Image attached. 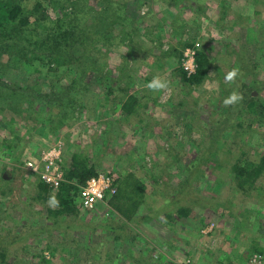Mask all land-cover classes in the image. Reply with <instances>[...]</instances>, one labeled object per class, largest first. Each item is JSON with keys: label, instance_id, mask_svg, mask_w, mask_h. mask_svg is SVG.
<instances>
[{"label": "rangeland", "instance_id": "374dc122", "mask_svg": "<svg viewBox=\"0 0 264 264\" xmlns=\"http://www.w3.org/2000/svg\"><path fill=\"white\" fill-rule=\"evenodd\" d=\"M75 1L88 4L80 8L82 16L86 7H103L101 0ZM113 1L127 3L140 36L132 43L115 25L108 43L88 39L87 50H97L86 56V73L74 63L58 70L25 53L0 56V251H8V264H264L252 251L254 241L264 247V174L251 190L242 182L247 175L239 178L234 169L241 159L259 163L264 157V124L249 126L242 101L223 103L233 91L243 100L253 95L264 101V0ZM69 7L65 14L51 10L43 26L51 31L55 20L74 19ZM70 22L63 21V31ZM102 24L98 33L105 35ZM32 29L46 33L38 25ZM242 44L238 59L235 47ZM202 49L212 59L208 79L188 87L182 81L188 52L197 69ZM233 68L239 79L228 82ZM79 72L80 83H72ZM156 76L169 88L148 90ZM56 81L79 92L78 108L29 116L27 95L51 92ZM130 96L137 105L130 103L127 115L123 105ZM61 114L66 120L58 119ZM14 134L20 141L8 148ZM51 150L61 154L65 172L79 154L98 174L119 182L133 176L131 185L141 188L128 202L142 200L133 219L115 216L108 203L87 210L79 196L75 206L52 204V189L39 199L40 177L25 163ZM130 249L138 261L124 256Z\"/></svg>", "mask_w": 264, "mask_h": 264}, {"label": "trees", "instance_id": "16d2710c", "mask_svg": "<svg viewBox=\"0 0 264 264\" xmlns=\"http://www.w3.org/2000/svg\"><path fill=\"white\" fill-rule=\"evenodd\" d=\"M174 2L178 1L174 0ZM99 4L103 5L99 11H96V9L87 10L86 7L82 16L80 8H83L88 4L78 3L77 1L73 2V0H0V56L15 53L21 55L22 53H25L28 58L30 56L33 59H37L44 65L51 67L54 64H57L55 65V68L58 70L62 67V64L68 63L72 65L74 63V65H80L78 71L86 73L90 67L89 63L86 64L85 62V59L87 58L86 56H89L90 51L97 50L92 48L89 51V47L87 50V45L84 46V43L88 39L92 40V42H97L100 45L103 43L106 44L111 40L112 33L117 31L116 28L118 25L121 26L120 36L130 39V42L132 43H137L136 37L140 36L141 33L140 26H136V20L132 19L129 12L126 11L127 3L118 4L113 0H101L99 1ZM222 4L225 16H228V14L231 15L229 11V2L226 1ZM68 6L72 9V15L76 14L74 19L66 16V19L55 20L57 25L51 31L47 26H43L44 23L46 24V21L49 20L51 10L53 12L60 11L65 14L67 13L66 8H68ZM63 21H71L65 31H63ZM104 22L107 23L108 28L105 35H100L98 33L99 26L103 25L102 23ZM34 25H38V27L45 29L46 33L44 32L42 35L38 30H30ZM115 25H117L116 28ZM79 42L82 43L83 50H77L78 52L76 53L74 48ZM243 48V44L242 46L235 47L238 59L242 56ZM64 55H67V58L62 59L61 57ZM245 60L246 59L244 58L242 62H245ZM196 63L197 69L195 73L189 74L187 71L182 70V81L189 83H186L188 87H198L208 79L207 76H209L208 72L212 63L208 49H202L199 51ZM246 63V67L250 68L251 64L247 61ZM80 72L74 76L72 83H80L82 78ZM41 78H43V76ZM61 84L63 83H58L57 81L54 82L51 87V92L44 91L29 95H27V93L24 94V96L27 95V104H29L30 107L29 116L34 115L40 116L41 118V115H45L44 111L48 112L49 110L52 113L51 115H53L55 112L62 110L65 106L70 107L72 110L77 109V103L78 101L80 102V98H77L79 92H72V89L68 86L69 84L60 88ZM255 85L258 86V84ZM65 87L67 89L66 92L64 90ZM252 88H254V86H252L251 89ZM59 89L61 92L56 93ZM231 90L232 89H229V91ZM241 91L243 90H240V92ZM31 100H33L34 103L37 102L36 108L35 105L33 106ZM260 100V98L250 95L249 98H245L240 103L242 105L241 116H251L252 123L249 126H252L255 123L264 124V101L261 102ZM135 101V96H130L125 101L123 106H125V109H128V112L125 111L127 115L132 109V106L131 109H129V104L131 103L135 107V105H137ZM138 105L140 106V104ZM33 107L35 111L30 112ZM64 112L66 111H61L60 113ZM66 116V114H61L58 116V119L60 121L66 120ZM243 125L242 122H239L237 126L240 129ZM235 132L238 131L235 130ZM19 141L20 138L14 134L8 142V148H16ZM200 152H202V150ZM81 157L82 156L79 154L73 156V160L70 164L71 170H67L68 172H65L64 170L67 182L63 183L56 195L52 196L55 197L60 205L66 203L68 206H75L77 197L79 196L80 186L86 184L90 178L98 174L94 166L88 165L87 158L83 159ZM82 160L85 161L82 162ZM234 166V169L237 168L236 171L239 178L247 175L242 182H246L251 186L253 185V188L250 186V189L254 190L257 187L259 177L264 174V157L260 159L259 163H255L248 159H241ZM1 179H3V177ZM133 181V176L131 177V175L125 177L121 182L116 180L115 186L117 187V193L108 199V206L112 207L114 214L116 212L115 216H121L128 221L132 220L134 215H136L142 201L135 200L133 197L134 202H128L130 197L133 196L130 195L133 193L132 190L141 188V185L140 183L138 184V182L131 185ZM178 190L179 192H182L184 188ZM51 191L52 190L49 186L44 184L40 179L38 185V194H40L39 199L47 193L50 195ZM257 216L258 215H256V218ZM123 237L122 234L117 235L115 240L120 243ZM260 243L259 240L254 241L252 251L263 256L264 247H261ZM7 252V250L0 251V264L9 263L7 261ZM135 255L136 253L134 250L130 249V251L124 256H127V259L138 261V259L134 257ZM115 259L121 261V259ZM262 261H264V258H262ZM44 263L45 262L42 261V264ZM170 264L173 263L171 262Z\"/></svg>", "mask_w": 264, "mask_h": 264}, {"label": "built area", "instance_id": "2783aa9c", "mask_svg": "<svg viewBox=\"0 0 264 264\" xmlns=\"http://www.w3.org/2000/svg\"><path fill=\"white\" fill-rule=\"evenodd\" d=\"M191 62L186 65L189 74L196 72L194 62V52L189 51ZM25 168L32 173L39 175L44 184L50 189L58 191L63 183L67 182L63 169L61 154L56 150L47 151L40 160H29L25 163ZM115 178L112 175L98 174L90 178L86 184L80 186L79 197L83 208L87 210L95 209L99 204L108 203V199L117 193ZM259 263L262 257L257 258ZM257 261V260H256ZM190 263V261H188Z\"/></svg>", "mask_w": 264, "mask_h": 264}, {"label": "clouds", "instance_id": "9594fccd", "mask_svg": "<svg viewBox=\"0 0 264 264\" xmlns=\"http://www.w3.org/2000/svg\"><path fill=\"white\" fill-rule=\"evenodd\" d=\"M239 72H240L239 68H233L232 70L226 73L225 80L228 82H235V79L239 75ZM146 87L148 88V90L152 92H159V91L168 89L169 84L167 81L163 80L161 77L156 76L146 85ZM242 100H243V95L237 91H233L227 98H225L223 103L227 107V106L238 104ZM50 202L52 204L58 203L55 197H52Z\"/></svg>", "mask_w": 264, "mask_h": 264}]
</instances>
